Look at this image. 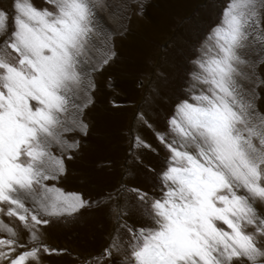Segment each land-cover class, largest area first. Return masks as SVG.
<instances>
[{
    "label": "snow or ice",
    "instance_id": "6c2138e0",
    "mask_svg": "<svg viewBox=\"0 0 264 264\" xmlns=\"http://www.w3.org/2000/svg\"><path fill=\"white\" fill-rule=\"evenodd\" d=\"M46 2L50 7L37 8L32 0H14L11 27L0 9V205L7 206L0 213L18 217L34 244L13 256L26 246L0 219L9 234L0 239V259L9 264H39L41 251H60L40 244V229L101 203L48 182L65 173V158L79 149L74 134H87L83 116L94 102L93 74L115 57L112 38L126 30L130 11L126 0ZM107 9L119 15L118 27L108 24ZM262 23L264 0H229L193 61L189 99L176 104L166 132H155L168 155L159 171L145 165L162 195L127 189L134 203L117 216L124 221L142 213L154 225H120L129 235L130 264H240L245 258L264 264V216L255 207L264 201V114L256 107L264 84L256 68L264 60ZM253 53L256 60L246 59ZM138 118L152 127L143 113ZM135 146L155 152L139 136ZM119 194L107 200L117 203ZM122 246L114 238L102 257Z\"/></svg>",
    "mask_w": 264,
    "mask_h": 264
},
{
    "label": "rangeland",
    "instance_id": "374dc122",
    "mask_svg": "<svg viewBox=\"0 0 264 264\" xmlns=\"http://www.w3.org/2000/svg\"><path fill=\"white\" fill-rule=\"evenodd\" d=\"M112 2L121 3L122 0ZM228 2L126 0L130 9L126 30L112 38L116 55L101 71L93 74L94 102L84 110L83 116L88 125L87 134H74L80 142L79 149L71 153L72 159L65 158V173L58 180L48 182L66 193H77L87 201L101 203H92L72 216L54 220L50 226L41 228L40 244L60 251L52 254L41 251L39 264H94L93 258L102 257L114 238L122 242L121 251H113L111 258L103 256L98 264H130L126 243L129 235L120 225L126 222L134 230L154 225L142 213H129L124 221L117 220L121 210L127 211L125 204L135 200L134 194L127 189L139 188L157 199L162 195L158 182L145 168L147 165L159 171L168 155L155 132H166L176 104L181 99H189L186 89L195 70L193 61L200 55L213 28L221 23ZM32 3L37 8L50 7L46 0H32ZM13 5L14 0H0V9L9 14L10 27L16 15ZM114 11L107 9L104 16L108 24L118 27L120 17L114 15ZM261 26L264 27V23ZM3 39L5 37L0 36V41ZM246 59L256 60L257 53ZM256 68L264 78V60ZM198 91L199 88L197 94ZM257 95L256 107L264 114V84L257 87ZM141 113L151 128L138 118ZM137 136L155 152L136 148ZM53 152L59 155L57 149ZM117 189H120L117 203L108 201V195H115ZM0 207L6 213L7 206ZM255 207L264 216V201L257 200ZM5 213H0V219L15 229L18 242L26 246L17 248L13 254L19 255L34 244L19 218L8 217ZM252 230L249 227L248 231ZM8 238L9 234L0 229V239ZM260 239L264 241V237ZM3 250L8 251L6 246ZM0 264H9V260L0 259ZM27 264L35 262L29 260ZM240 264L250 262L245 258Z\"/></svg>",
    "mask_w": 264,
    "mask_h": 264
}]
</instances>
